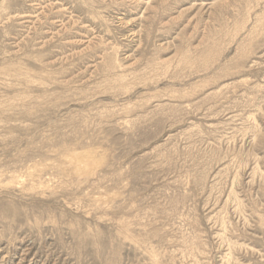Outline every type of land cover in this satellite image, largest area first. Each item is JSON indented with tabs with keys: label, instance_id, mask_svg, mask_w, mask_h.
Here are the masks:
<instances>
[{
	"label": "rangeland",
	"instance_id": "374dc122",
	"mask_svg": "<svg viewBox=\"0 0 264 264\" xmlns=\"http://www.w3.org/2000/svg\"><path fill=\"white\" fill-rule=\"evenodd\" d=\"M0 264H264V0H0Z\"/></svg>",
	"mask_w": 264,
	"mask_h": 264
},
{
	"label": "bare ground",
	"instance_id": "6f19581e",
	"mask_svg": "<svg viewBox=\"0 0 264 264\" xmlns=\"http://www.w3.org/2000/svg\"><path fill=\"white\" fill-rule=\"evenodd\" d=\"M6 256V255H5Z\"/></svg>",
	"mask_w": 264,
	"mask_h": 264
}]
</instances>
